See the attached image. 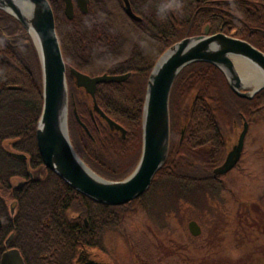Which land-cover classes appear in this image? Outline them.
Returning <instances> with one entry per match:
<instances>
[{"label": "trees", "instance_id": "obj_1", "mask_svg": "<svg viewBox=\"0 0 264 264\" xmlns=\"http://www.w3.org/2000/svg\"><path fill=\"white\" fill-rule=\"evenodd\" d=\"M48 1L68 71L72 144L80 158L109 181L127 178L140 160L148 79L171 46L204 34L208 25L211 34L219 33L223 18L257 23L264 29V10L256 11L254 0H183V4L130 0L141 21L126 14L122 0H90L87 14L75 6L73 20L67 18L63 0ZM241 23L239 30H243ZM29 39L26 47L0 38V77L6 79V86L20 87L0 98V144L14 139V148L27 153L32 167L41 172L17 193L12 245L26 264H79L81 255H100L110 261L109 242L115 236L126 241L121 230L133 215L150 208L151 215L162 220L180 202L198 206L209 196L220 200L229 194L222 183L225 176L214 177L226 158V131H232L243 117L250 126L264 123V90L251 100L243 99L218 67L204 62L186 67L171 93L170 149L164 167L143 196L126 205L108 206L77 192L43 164L36 138L43 108L42 74ZM262 44L257 46L264 52ZM71 68L92 77L131 75L122 83L99 84L96 90L99 108L126 130V138L95 112L91 96L70 78ZM3 156L10 168L9 157Z\"/></svg>", "mask_w": 264, "mask_h": 264}, {"label": "water", "instance_id": "obj_2", "mask_svg": "<svg viewBox=\"0 0 264 264\" xmlns=\"http://www.w3.org/2000/svg\"><path fill=\"white\" fill-rule=\"evenodd\" d=\"M63 1L69 20H73L75 16V6L84 14L89 12L90 0ZM122 1L126 14L133 20L141 21L134 13L130 0ZM0 11L23 26L38 54L43 108L37 124L36 138L44 166L71 188L99 204L126 205L151 188L156 174L168 159L171 135L170 98L177 78L186 67L198 62L218 67L232 91L243 99L251 100L264 90V52L249 43L225 34H210L207 27L203 35L188 37L174 44L159 58L148 79L142 116L143 146L140 160L127 178L109 181L95 173L80 158L72 144L69 133L68 71L49 1L0 0ZM69 76L77 88L84 89L91 96L95 112L107 122L111 130L121 132L123 138H126V130L99 108L96 90L99 84L122 83L131 75L104 74L92 77L71 68ZM80 123L90 134L88 128L81 121ZM242 123L243 130L225 162L214 171L215 177L229 173L241 160L249 129V123L244 117ZM12 155L25 158L22 154ZM189 230L193 236L201 234L196 221L189 223ZM13 255L17 258L16 264H24L17 250L7 252L5 262ZM97 260H88L87 264H109Z\"/></svg>", "mask_w": 264, "mask_h": 264}, {"label": "rangeland", "instance_id": "obj_3", "mask_svg": "<svg viewBox=\"0 0 264 264\" xmlns=\"http://www.w3.org/2000/svg\"><path fill=\"white\" fill-rule=\"evenodd\" d=\"M226 132L237 142L239 130ZM223 176L229 192L223 199L209 196L198 206L180 202L162 220L146 208L130 217L121 230L126 241L117 236L111 239L110 261L100 255L98 259L110 264H264L262 121L251 124L241 160ZM192 221L201 228L199 236L189 230Z\"/></svg>", "mask_w": 264, "mask_h": 264}, {"label": "flooded vegetation", "instance_id": "obj_4", "mask_svg": "<svg viewBox=\"0 0 264 264\" xmlns=\"http://www.w3.org/2000/svg\"><path fill=\"white\" fill-rule=\"evenodd\" d=\"M196 1L200 2L201 0ZM178 2L180 4H183V0L181 2L178 0ZM253 3H255V6L253 8L256 11H260L262 9L264 10V4L261 0H254ZM241 22V20L234 22L233 20L223 18V21L220 24V31L216 34H225L227 36L234 37L236 39L249 43L257 49V45L263 46L262 43H264V39H262V37H264V29L261 28L257 23L250 25L245 24L246 22H244V24ZM238 23H241L243 30H239V28H237ZM207 27L209 28L210 32V26L208 25ZM0 38L6 40L9 43H13L16 46H30V37L23 26L17 20H13L3 14L2 11H0ZM6 84V79L0 77V98L7 90L16 91L20 89L18 85L6 86ZM237 130H239L240 135L243 130L242 122L239 125H235L232 129V131L235 132L234 134H236ZM249 131L250 125L248 133L246 135V139ZM231 137L233 138V136L231 135L225 137L227 147L226 157L233 146L236 144L235 141H232ZM15 142L16 141L14 139H7L0 144V264H16L17 258L15 255L10 257V259H8L6 262L4 258L7 252L14 250L20 252L19 249L13 247L12 245V242L15 238L14 216L18 207L17 193L25 188L30 182L40 176L37 169L32 167L29 155L24 152H19L14 148ZM9 149L13 151H10ZM1 153L9 157L10 168L6 167L4 156ZM12 153L22 154L25 156V158H16L12 155ZM20 257L23 260V263L26 264L24 256L21 254V252ZM91 259H98V257L90 255L81 256L79 258V264H87L88 260ZM98 260L103 262V260Z\"/></svg>", "mask_w": 264, "mask_h": 264}, {"label": "clouds", "instance_id": "obj_5", "mask_svg": "<svg viewBox=\"0 0 264 264\" xmlns=\"http://www.w3.org/2000/svg\"><path fill=\"white\" fill-rule=\"evenodd\" d=\"M177 7H179V5L177 4Z\"/></svg>", "mask_w": 264, "mask_h": 264}]
</instances>
